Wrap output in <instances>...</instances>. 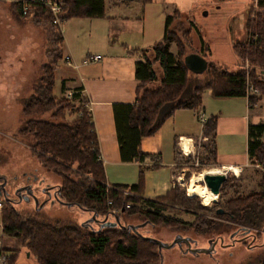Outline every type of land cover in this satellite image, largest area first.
Returning <instances> with one entry per match:
<instances>
[{
    "label": "trees",
    "instance_id": "obj_1",
    "mask_svg": "<svg viewBox=\"0 0 264 264\" xmlns=\"http://www.w3.org/2000/svg\"><path fill=\"white\" fill-rule=\"evenodd\" d=\"M62 1L66 22L105 17V0ZM133 1L147 5L153 0ZM255 2L252 0L245 21L247 41L233 45L241 67L239 71L230 73L209 61L204 73L208 77L206 83L193 87L187 97L193 73L185 66V56L197 52L206 57L205 53L194 51L192 47L190 33L196 27L194 20L188 21V17L176 10L166 18L162 42L145 50L130 52L135 56L139 54L141 58L136 63V78L140 81L136 101L133 104H114V117L122 162L139 164L138 180L132 185L108 184L91 101L83 93L84 89L78 88L67 94L65 82H62L63 97L58 98L54 93L57 65L63 57L62 29L53 24L45 7L35 5L24 15L19 5L11 2V10L19 19L29 18L49 32L47 55L53 64L43 66L36 95L24 103L23 115L28 119L19 134L22 137L33 136V152L45 168L60 177L57 192L63 204L76 205L103 219L137 215L154 227L192 231L211 239H220L233 229L244 231L246 238H257L261 230L264 234V176L259 192L237 196L211 208L202 204L200 196L189 197L187 190L177 183L164 196L150 200L145 198L146 173L160 169L161 156L145 153L141 148L143 139L155 135L178 109L197 110L200 114L204 110L203 95L207 90L216 100L247 98L250 110L262 101L264 0H257V8ZM185 19L189 25L187 29ZM172 44L177 47L176 54L170 51ZM151 52L153 59L148 57ZM157 67L161 69V77ZM155 84L158 86L153 88ZM248 85L258 90L260 96L249 95ZM46 115L48 119L40 118ZM218 119L219 115H211L203 124V134L209 142L202 163L208 165L218 164L215 142ZM247 148L251 163L264 169V124L249 125ZM174 151L177 154V143ZM176 169L178 173L184 167ZM186 179H190V173L186 174ZM240 182V177L229 176L222 185V195L237 192ZM2 199L0 220L3 234L21 242L38 264H159L161 261L158 244L141 232L138 234L120 226L101 230L82 226L59 227L19 213L15 203ZM180 211L192 215L193 220L185 221L170 215ZM248 229L250 231L245 232ZM253 239L243 244L249 248L257 247ZM9 253L10 264H15L19 252ZM259 264H264V257Z\"/></svg>",
    "mask_w": 264,
    "mask_h": 264
},
{
    "label": "rangeland",
    "instance_id": "obj_2",
    "mask_svg": "<svg viewBox=\"0 0 264 264\" xmlns=\"http://www.w3.org/2000/svg\"><path fill=\"white\" fill-rule=\"evenodd\" d=\"M234 2L215 3L210 0L207 4L200 6L196 16V26L207 43L205 47L207 60L230 73L238 72L241 68L233 50L232 41L241 42L246 37V34L240 35L238 38L234 35L229 36L225 30L228 14L226 12L234 6ZM10 4V1L0 0V175L4 176L8 182L5 188L7 197L16 202L14 206L19 213L32 215L40 222L59 227L82 226L88 229H92V227L98 229V222L93 221V213L76 205L63 204L57 198L58 186L61 183L60 177L52 170L45 168L33 152V136L22 137L19 134V130L28 119L23 115L24 103L31 96L36 95L35 91L42 77L43 66L53 64V61L47 55L48 30L43 26L32 23L29 18L19 19L11 10ZM234 9L237 13L243 10L248 14L247 6ZM73 20L76 19H71L63 24L61 28L63 34L68 31L69 27L74 35L73 39L69 40L71 45L80 52L92 50L96 45L95 42H92L94 39L93 26L99 21L89 19ZM243 20L246 21L245 18ZM184 26L187 29L189 25L185 24ZM192 38L194 48L197 49L198 38L195 32ZM64 47L66 45H63V49ZM170 51L177 53L175 44L170 46ZM148 57L153 59L154 54L151 52ZM65 64L67 65L63 54L62 59L58 61L54 86V93L58 98L63 97L61 91L62 70L68 68V65ZM156 69L161 77L160 67ZM207 79V74H191L190 87L186 97L193 87L206 83ZM157 86L155 84L152 87L156 88ZM210 94L211 92L207 90L203 95L206 104V107L203 106L205 113L208 110V103H210L209 109H212L214 104L217 109L218 105L226 102L225 99L215 100L211 98ZM196 113H198L197 110ZM209 113L212 114L213 112ZM198 115L200 116L199 113ZM40 118L48 119V116ZM207 142L209 141L207 140L206 143L203 141L202 145L200 143L198 153L184 160L185 171L176 173V177H178L177 184L187 190L189 197H194L191 196L194 186L201 190L207 189L205 185H203V188L200 187L205 184L204 181L194 182L196 176L215 167L223 169L219 165L202 163ZM244 151L245 147L243 145L240 153ZM189 173L190 179L188 180L186 174ZM225 173H228V177L234 175L241 178L238 191H233L228 195L220 193L219 196L210 194L212 200L209 205L200 197L204 206L211 208L231 198L244 197L261 190L264 169L257 167L255 164L249 163L238 176L230 171H225ZM25 187H31L32 196L25 195L23 200L20 201L14 196L15 192ZM215 198L217 199L216 202L214 201ZM170 215L185 221L193 220L192 215L183 211L175 214L170 213ZM109 219L115 221L116 217L110 216ZM120 221L125 226H137L146 222L137 215L122 216ZM235 231L237 232L236 229H233L224 233L225 235L217 239L218 241H215L217 244H215L211 242V238L197 235L192 231L168 230L163 227L151 226L148 223L139 228V232L145 237L159 240L165 244L171 245L178 237H191L195 241L193 247L211 249V254H191L184 252L185 245H183V249L178 245L169 249L165 248L162 250V258L159 264H259L264 257V234H262V230L257 238H246V242L252 239L253 241L256 240L258 246L252 248L245 246L242 242L233 244L231 236ZM2 236L4 235L0 227V237ZM4 239L6 240L5 245L10 251L19 252L15 264H38L33 255L28 256L26 248L17 239L6 236H4ZM222 239L225 245L222 244ZM231 243L233 245H230Z\"/></svg>",
    "mask_w": 264,
    "mask_h": 264
},
{
    "label": "crops",
    "instance_id": "obj_3",
    "mask_svg": "<svg viewBox=\"0 0 264 264\" xmlns=\"http://www.w3.org/2000/svg\"><path fill=\"white\" fill-rule=\"evenodd\" d=\"M209 1L153 0L152 3L143 5L133 0H105V17L89 19L99 21L93 26L92 42L96 45L89 51L80 52L71 45L69 40H72L74 35L69 27L68 31L64 32L63 45L66 47L63 54L71 56L78 67L65 64L68 68L62 70L61 83L65 82L67 94L83 88V93L91 101L101 158L109 185H132L138 180L139 164L125 163L121 160L114 117V104H133L136 101V89L140 84L136 78V63L141 58L139 54L135 56L130 52L145 50L162 42L166 18L176 10L188 17V21L194 20L196 26L197 11ZM213 1L215 3L235 1L234 6L226 12L228 14L225 30L229 36L234 35L237 38L246 34L241 41L246 42L248 37L243 18L246 20L248 14L243 10L237 13L234 8L247 6L249 13L252 0ZM78 20L82 19L73 21ZM184 24L187 25L186 19ZM194 32L199 40L197 49L193 44ZM190 35L193 50L205 53L207 43L197 26L193 27ZM236 42L232 41V45ZM95 55H101L103 59L99 62H89L88 59ZM204 101L205 99L203 106L206 107ZM209 106L210 103L207 105V113L204 108L200 114L206 119L217 113L219 115L215 140L218 152L217 165L223 167L220 168L224 171L222 173L231 171V167L238 168L241 173L244 167L251 163L247 148L248 127L250 124H264V98L251 110L248 99L242 97L226 99L225 104L218 105L217 109L215 104L212 109H209ZM203 124L196 110L178 109L155 135L143 139L142 150L145 153L160 155L162 164L160 169L149 170L146 173V199L153 200L164 196L177 183L176 167H184V160L198 153L200 143L202 145L203 141L206 143L208 140L203 134ZM175 143L178 145L177 154L174 151ZM243 145L245 151L240 153ZM0 227L2 228V225ZM4 236L1 237L4 247L11 252L5 245Z\"/></svg>",
    "mask_w": 264,
    "mask_h": 264
},
{
    "label": "water",
    "instance_id": "obj_4",
    "mask_svg": "<svg viewBox=\"0 0 264 264\" xmlns=\"http://www.w3.org/2000/svg\"><path fill=\"white\" fill-rule=\"evenodd\" d=\"M184 63L185 66L187 67V69L195 74V75H203L208 67H209V61L202 56L201 54L197 53V52H191L189 54H187L185 56L184 59ZM228 173H221V174H207L204 177V183L205 185L209 188V190L219 196L221 193V188L223 183L228 179ZM2 182V187L4 188V186H6L7 181L6 178L4 176L0 175V184ZM25 191L27 196H32V191H31V187L29 188H23V189H19L16 191V194H19V192ZM1 196L6 200V201H10L11 203H16L14 202L13 199L8 198L6 191L1 193ZM19 200H23L24 197H22L21 195L18 196ZM57 198L62 201V198L59 197V193L57 192ZM215 202L217 201L214 200ZM64 203V202H63ZM38 204V203H37ZM68 206H72L71 204H66ZM221 213L223 212V210L220 211ZM93 221H97L98 222V229L101 230L105 227H116V226H120L123 228H127L128 230L134 231L138 234H140L139 232V228L143 227L145 225H147V222H145L142 225H137V226H133V225H127L124 226L122 225L120 218L116 217L115 221L110 220L108 217L104 218V219H100L98 214L94 213L93 216ZM250 230H246L245 232H249ZM237 232L233 233L231 238H234V236L236 235ZM148 239H152V238H148ZM153 241H155L158 244V248H159V253L161 254V258H162V250L165 248H172L176 245L180 246L181 249H183V245L187 246V249H183L185 253H191V254H200V253H206V254H211V249H198L193 247L194 244V240L191 237H178L176 238V240L171 244H165L160 242L159 240L156 239H152ZM223 241V239H222ZM28 256H30V253L28 254Z\"/></svg>",
    "mask_w": 264,
    "mask_h": 264
},
{
    "label": "built area",
    "instance_id": "obj_5",
    "mask_svg": "<svg viewBox=\"0 0 264 264\" xmlns=\"http://www.w3.org/2000/svg\"><path fill=\"white\" fill-rule=\"evenodd\" d=\"M10 2H16L24 15H26L30 9L35 5H41L45 7L52 18L53 24L62 28L65 21V15L63 12V1L62 0H7ZM255 8H257V0H255ZM103 59L101 55H95L88 59L89 62H99ZM65 61L68 65H71L74 68H77L78 65L72 60L71 56H65ZM248 66V65H247ZM248 94L253 96H260V92L254 89L252 86L248 85ZM203 123L206 122V117L204 115L200 116ZM257 167H260L257 165ZM262 168V167H261ZM234 173L233 171H230ZM3 209V199L0 198V214ZM2 225V223H1ZM0 264H10V253L6 251L3 241L0 237Z\"/></svg>",
    "mask_w": 264,
    "mask_h": 264
},
{
    "label": "bare ground",
    "instance_id": "obj_6",
    "mask_svg": "<svg viewBox=\"0 0 264 264\" xmlns=\"http://www.w3.org/2000/svg\"><path fill=\"white\" fill-rule=\"evenodd\" d=\"M231 171H234V173L236 175H238L240 173V170L238 168H235V167H231L230 168ZM222 172H224L222 169L220 168H212L210 170H205L204 172H202L201 174H199L198 176L195 177L194 179V182L195 183H200V182H203L204 181V177L205 175L207 174H221ZM205 185V184H202V186ZM205 187L208 189H198L197 186H194L193 188V193H191V196H200L203 201L209 205V203L211 202L212 200V196H216L215 194H213L209 188L205 185ZM209 191V192H208ZM211 194V195H210ZM216 200V198L214 199Z\"/></svg>",
    "mask_w": 264,
    "mask_h": 264
},
{
    "label": "flooded vegetation",
    "instance_id": "obj_7",
    "mask_svg": "<svg viewBox=\"0 0 264 264\" xmlns=\"http://www.w3.org/2000/svg\"><path fill=\"white\" fill-rule=\"evenodd\" d=\"M7 181V180H6ZM2 185V182H1V184H0V194L2 193V192H4L5 191V188L7 187V185H8V182H7V184H6V186H4V188L1 186ZM28 186V185H27ZM25 188H29V187H25ZM16 191V190H15ZM19 195H21L22 197H24L25 195H26V192L25 191H22V192H19V194H16V192H15V197H17L18 199H19ZM100 219H103V218H101V217H99ZM236 232V231H235ZM234 232V233H235ZM240 234H242V235H244V236H241ZM246 238V234H244V231H239V230H237V233H236V235L234 236V238H232V243L234 244V243H237V242H242V244H243V242L246 240L245 239ZM215 241H218L217 239H211V242L213 243H215V244H217ZM223 243V245H225V242L224 241H222ZM230 244V245H233V244ZM185 249H187V246L185 245Z\"/></svg>",
    "mask_w": 264,
    "mask_h": 264
}]
</instances>
